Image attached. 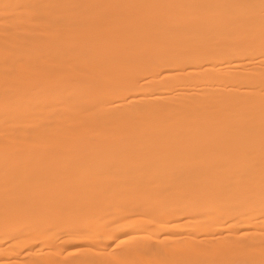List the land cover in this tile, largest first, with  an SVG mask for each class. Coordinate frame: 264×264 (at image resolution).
Listing matches in <instances>:
<instances>
[{
	"label": "bare ground",
	"instance_id": "obj_1",
	"mask_svg": "<svg viewBox=\"0 0 264 264\" xmlns=\"http://www.w3.org/2000/svg\"><path fill=\"white\" fill-rule=\"evenodd\" d=\"M0 264H264V0H0Z\"/></svg>",
	"mask_w": 264,
	"mask_h": 264
}]
</instances>
